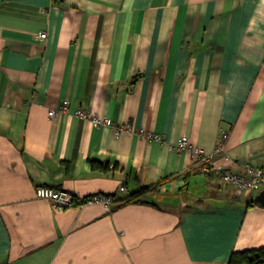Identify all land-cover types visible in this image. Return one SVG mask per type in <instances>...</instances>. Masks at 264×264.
<instances>
[{"label":"crops","instance_id":"0c3cea01","mask_svg":"<svg viewBox=\"0 0 264 264\" xmlns=\"http://www.w3.org/2000/svg\"><path fill=\"white\" fill-rule=\"evenodd\" d=\"M213 164L264 168V0H0V264H228L264 247V186ZM94 195L112 201L83 204Z\"/></svg>","mask_w":264,"mask_h":264},{"label":"built area","instance_id":"2783aa9c","mask_svg":"<svg viewBox=\"0 0 264 264\" xmlns=\"http://www.w3.org/2000/svg\"><path fill=\"white\" fill-rule=\"evenodd\" d=\"M43 37H46L47 34L43 33ZM69 108V103L64 102L63 106L60 108L62 111H67ZM56 110H51L49 112L50 116L56 115ZM76 115L90 120L94 125H112V122L107 117H100L93 115L90 111L79 109L76 112ZM140 134L143 135L148 140H161L162 136L152 133L146 132L145 130H141ZM229 132L223 130L221 132V136L219 138L217 150L219 152L225 151L226 142L228 140ZM178 150L183 151L187 150L192 152L193 157L199 161H209L208 156L205 155L204 150L201 147L194 146L190 143L187 137L182 138L178 145L176 146ZM227 156V155H226ZM228 157V156H227ZM207 171H213L218 179L226 184L233 185L238 190L242 191H252L258 192L264 186V168H254L249 166L245 173L235 172L228 169L223 165H215L207 166ZM121 192H126V187H121ZM36 196L40 199L50 200L56 208L65 209L75 205L76 196L72 192L65 189H58L51 186H39L36 188ZM112 199L108 196L104 195H94L87 200L84 201L83 204H96V203H104L110 204Z\"/></svg>","mask_w":264,"mask_h":264},{"label":"trees","instance_id":"16d2710c","mask_svg":"<svg viewBox=\"0 0 264 264\" xmlns=\"http://www.w3.org/2000/svg\"><path fill=\"white\" fill-rule=\"evenodd\" d=\"M91 162L94 169H109L108 163L99 162L98 160H91ZM160 187V183L151 186H140L136 190L131 191L121 202L123 204L148 203V199L158 193ZM228 264H264V247L234 252Z\"/></svg>","mask_w":264,"mask_h":264},{"label":"water","instance_id":"95a60500","mask_svg":"<svg viewBox=\"0 0 264 264\" xmlns=\"http://www.w3.org/2000/svg\"><path fill=\"white\" fill-rule=\"evenodd\" d=\"M254 201L258 204L264 205V189L257 194Z\"/></svg>","mask_w":264,"mask_h":264}]
</instances>
